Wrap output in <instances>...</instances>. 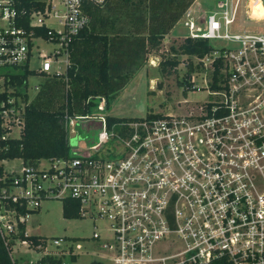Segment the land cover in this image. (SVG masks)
<instances>
[{"label": "built area", "instance_id": "obj_1", "mask_svg": "<svg viewBox=\"0 0 264 264\" xmlns=\"http://www.w3.org/2000/svg\"><path fill=\"white\" fill-rule=\"evenodd\" d=\"M38 1L25 25V11L19 13L14 0H0V67L32 69L38 52L41 63L34 70L62 73L52 65L63 58L67 69L74 38L91 23L90 7L109 0ZM241 2L217 0L203 18L185 22L189 36L217 41L210 53L196 57L201 66L187 91L204 88L198 85L204 82L207 99L186 100L176 114L111 122L107 98L89 97L92 108L66 111L64 125L70 143L79 121L98 120L102 129L94 145L78 143L67 157L23 161L21 172L5 169L2 179L11 183L3 197L28 210L0 208V231L11 254L18 241L62 264L76 259L69 237L35 247L14 236L31 209L57 198L77 201L80 217L105 226L109 236L95 231L94 238L103 241L112 264H264V30L238 24ZM43 27L47 35L37 33ZM38 40L54 48L45 52ZM217 68L222 80L214 88ZM0 116L8 128L3 138L20 136L22 99H0ZM86 149L90 155L79 154Z\"/></svg>", "mask_w": 264, "mask_h": 264}, {"label": "trees", "instance_id": "obj_2", "mask_svg": "<svg viewBox=\"0 0 264 264\" xmlns=\"http://www.w3.org/2000/svg\"><path fill=\"white\" fill-rule=\"evenodd\" d=\"M18 12L25 11L23 23L29 22L28 15L33 8L41 6L38 0H14ZM196 0H109L105 5L90 7L91 23L81 31L70 46L69 65L62 73H42L30 69L28 65L15 66L13 70L0 72L4 78L5 91L0 99L11 96L23 97L24 126L20 136H7L0 116V208H17L26 213L27 208L19 202L2 195V189L10 185L3 180L5 166L3 160L21 158L25 163H35L42 158H59L70 155L69 136L64 125V114L86 113L92 108L89 97L103 95L112 104L114 97L127 85L135 71L147 61L149 54L161 50L165 36L185 15ZM126 20L128 27L121 23ZM46 28H38V34L47 35ZM214 45L203 38L187 36L179 45V51L187 55V71L180 84L184 93L193 85L190 76L201 65L192 57H203L214 49ZM181 60L166 57L160 61L164 73H178ZM222 64L220 60L217 64ZM220 69L214 73L212 87L222 80ZM42 75L38 92L30 98L22 87H28L29 78ZM160 114V113H159ZM149 116L158 115L148 112ZM161 115V114H160ZM140 117L111 116L110 121L138 119ZM40 209H29L35 213ZM64 216L80 217L77 201L66 199ZM15 237L28 240L32 246H44L47 236L26 234L27 222L21 223ZM75 259V257L73 258ZM0 264H17L11 254V245L6 243L0 231ZM30 264H62V259L54 255H43Z\"/></svg>", "mask_w": 264, "mask_h": 264}, {"label": "rangeland", "instance_id": "obj_3", "mask_svg": "<svg viewBox=\"0 0 264 264\" xmlns=\"http://www.w3.org/2000/svg\"><path fill=\"white\" fill-rule=\"evenodd\" d=\"M217 0H198L194 10H187V13L175 25V27L165 36L161 50L153 51L149 54L144 65L138 68L127 85L114 97L108 112L116 117H145L148 112L155 113H180L184 111V101L196 102L203 101L208 97V89L204 82H199L201 88L189 93H184V85L180 84L187 71V55L181 54L179 45L184 38L189 36V30L186 26V20L189 17L196 19L203 18L210 13ZM236 1V0H233ZM264 7V0H260ZM197 8V10H196ZM249 9V0H242L238 14V24L254 31L264 30V18H258L243 15V9ZM195 11V12H194ZM200 11V12H199ZM198 21V20H197ZM121 25L126 28V20ZM42 44V49L48 52L54 48V44L43 40H38ZM213 44L217 41H212ZM224 43L220 41L219 44ZM166 57H178L181 60L178 66V73L171 71L164 73L160 68V61ZM194 62L197 58L192 57ZM65 59H60L52 65L53 71L64 72L66 69ZM41 59L38 52L34 53L30 66L32 69L40 67ZM14 66L0 67V72L13 70ZM44 80L42 75H35L29 78L28 87H22V92H27L30 98H33L38 92L39 87ZM3 78L0 77V88L3 85ZM23 97H21L22 99ZM20 100V99H19ZM18 100V101H19ZM102 125L98 120H82L77 123L75 133L70 134V152L74 154L78 149L75 147L80 143L83 147L94 145L98 141L99 132ZM19 131L15 128V133ZM80 155L88 156V149L82 150ZM45 162V161H44ZM5 169H15L21 172L23 169V160L21 158L9 159L4 161ZM53 194H50L52 197ZM98 231L102 237L109 236L105 226H101L99 221L91 217L67 218L64 216V203L57 198H47L43 200L40 209L31 213L27 218V232L30 235L47 236L49 243L60 237H69L78 253L76 259H67L66 264H112L111 258L107 255L106 250L102 247L103 241L94 238V232ZM48 243V242H47ZM54 247V246H53ZM43 255V251L30 248L17 241L13 247L12 256L15 257L17 264H30L36 262Z\"/></svg>", "mask_w": 264, "mask_h": 264}, {"label": "bare ground", "instance_id": "obj_4", "mask_svg": "<svg viewBox=\"0 0 264 264\" xmlns=\"http://www.w3.org/2000/svg\"><path fill=\"white\" fill-rule=\"evenodd\" d=\"M249 13L254 17H264V7L260 3V0H249Z\"/></svg>", "mask_w": 264, "mask_h": 264}, {"label": "crops", "instance_id": "obj_5", "mask_svg": "<svg viewBox=\"0 0 264 264\" xmlns=\"http://www.w3.org/2000/svg\"><path fill=\"white\" fill-rule=\"evenodd\" d=\"M198 2V0H196L194 3H193V5L191 6V8L189 9L190 11L191 10H194L195 8V5H196V3ZM196 10H197V8H196ZM195 12V11H194ZM200 12V11H199ZM182 19V18H181ZM195 20H196V17L194 18Z\"/></svg>", "mask_w": 264, "mask_h": 264}]
</instances>
